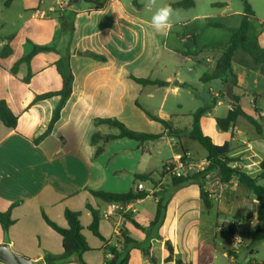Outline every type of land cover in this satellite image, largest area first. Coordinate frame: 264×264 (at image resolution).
I'll list each match as a JSON object with an SVG mask.
<instances>
[{
	"label": "crops",
	"instance_id": "obj_1",
	"mask_svg": "<svg viewBox=\"0 0 264 264\" xmlns=\"http://www.w3.org/2000/svg\"><path fill=\"white\" fill-rule=\"evenodd\" d=\"M29 9L31 16L15 33L2 35L0 32V52L5 45L12 49L8 57H0V100L17 116L15 129L7 128L0 120V211L10 209L14 221L7 233L0 224V245L8 244L13 251L46 264V254L61 255L63 245L61 235L47 224L45 217L67 228L65 212L71 210L80 213L83 234L91 249L81 256H73L67 264H105L113 257L108 251L117 247L121 252L122 230L141 244L128 249V264H176L174 260H166L167 242L173 247V256L184 264H264V259H259L264 242H252L259 223L250 222L257 218L259 201L236 181L221 184L216 172L209 175L205 184V189L212 194L209 206L203 202L199 184L189 183L173 192L159 231L155 233L148 228L157 211V192L170 183V178L157 173L159 168L163 169L167 162L181 155L182 146L203 157L200 164H208L207 152L196 151L194 139H182L179 145L162 124L148 115L170 121L175 128L191 129L192 114L198 109L190 106L206 96L216 99L212 109L201 117L202 132L216 145L230 143L231 157L238 158V166L255 177L264 161V121L262 133L253 128V134L248 127L253 126L244 118L229 132H222L216 119L227 116L235 104V95L241 96L239 104L248 114L252 115L256 106L264 116V66L255 64L239 48L232 60L235 85L234 78L220 73L215 65L222 55L221 49L193 55L196 50L191 51L188 45L179 46L193 40L195 33L191 32L196 26L190 32L177 34V43L170 44L172 26L156 32L151 20L139 16L138 10L128 9L120 0H108L101 10L74 7L77 14L70 47L73 93L51 132L41 139L60 97L35 99L62 89V78L55 65L60 56L54 52L36 55L30 64L33 75L29 83L24 81L29 72L27 64L22 63L16 74L11 70L30 53V42L39 46L57 45L61 20L41 0ZM243 14V9H237L216 22L237 28ZM199 20L194 15L189 22ZM206 20L201 25L210 19ZM255 25L260 26L255 28L259 31V44L264 47V27L258 22ZM9 37L10 40L6 39ZM230 37L223 43H228ZM197 41L196 38L198 46ZM182 52L191 55L185 56ZM194 66H206L211 71L196 75ZM213 73L221 76L206 83L202 81L203 76ZM132 77L160 80L167 85H142ZM244 90L258 97L254 99ZM183 97L187 104L181 101ZM220 111L224 114L220 115ZM186 117L192 122L184 125ZM97 119H117L132 130L161 137L144 144L128 138L109 139L119 134L118 129L105 124L97 126ZM95 133L101 134L99 146L104 149L96 158V147L92 144ZM165 144H170L172 157L162 162ZM136 174L150 176L151 180L144 182L149 195L131 204L137 212L129 217L114 211L115 203L90 193L135 191ZM88 205L101 215L99 232L105 241L89 230L93 217ZM105 213L107 217L103 216ZM237 222L241 227L230 234V224ZM236 236L242 241L233 251ZM0 264L7 263L0 260Z\"/></svg>",
	"mask_w": 264,
	"mask_h": 264
},
{
	"label": "trees",
	"instance_id": "obj_2",
	"mask_svg": "<svg viewBox=\"0 0 264 264\" xmlns=\"http://www.w3.org/2000/svg\"><path fill=\"white\" fill-rule=\"evenodd\" d=\"M85 1L86 3L92 5V8H90L92 10H101L105 7L106 3L108 2V0H85ZM242 1L244 6L243 7L244 14L241 19V23L239 27L232 28L216 21L209 22L210 26L228 29L231 35L229 42L209 44L204 46L203 48H199L193 54V55H198L200 52L209 49H216V48L221 49L222 55L217 63L219 72L223 73L224 75L232 76L234 78L235 85H237V83H236V77L232 71V60L236 51L239 48H242L251 57V59L254 61L255 64L259 66H264V47H262L259 44L258 41L259 31L255 28V22L260 23L262 27H264V22H261L255 17V13L250 3L251 0H242ZM195 5H196V0H181L176 3H172L170 6L173 9H191L194 8ZM214 5L219 7H225L227 4L217 3ZM73 6L79 7V4H73ZM53 11L57 13L59 19L61 20V33H60L59 43L57 45H52V46H39L30 42V44H32V50L30 51V53H28L21 60H19L11 70L13 74H16L19 66L22 63L27 64L29 67V72L27 76L24 78V81L26 83H29L33 75L30 68V64L32 59L36 55L40 53L54 52L60 56V58L56 61L55 65L58 73L62 78V82H63L62 89L57 92H49L46 94L38 95L35 99L36 101H42L52 98L54 96L60 97V102L54 110L48 129L45 132V134L41 137V139L47 136L51 132L53 126L60 119L61 112L73 93V83H74V75L70 64V47L75 33L74 22L77 12H74L72 10L65 12H60L57 10H53ZM192 37L194 42H196V36L194 35ZM6 39L10 40L11 37ZM11 53H12L11 47L9 45H5L2 51L0 52V57L2 58L8 57ZM182 54L185 56L191 55L188 52H182ZM88 55L97 58L99 57L91 53H89ZM220 73L206 74L205 76L202 77V81L206 83L211 80L217 79L218 77L221 76L219 75ZM132 79L135 82L140 83L142 85H148V84L160 85V86L167 85L166 82L160 80L153 81L150 79H139L135 77H132ZM184 86L190 87L186 84H184ZM244 93L245 94L248 93L249 95H252L254 99L258 97L257 94H251L250 92H247L245 90ZM233 98L235 104L233 105L232 109L229 110L227 116L224 118L216 119L218 128L222 132H229L235 126V124L240 118H244L249 122V124L253 126V128L256 130L258 134H261L263 128V125L261 123L262 121H264V116H262L263 111L257 108L256 106H254L253 114L252 115L248 114L239 104L241 96L235 95ZM202 100H203V106L192 114L193 123L191 129L175 128L173 127L170 121L163 120L161 118L152 116L150 114L148 115L151 119L162 124L165 130L167 131V133L169 134V136L179 141L178 143L179 145L182 144L181 143L182 139H187L189 137L197 141L207 151L206 160L208 162L207 168H205L202 171L189 173L188 175L181 177H171L170 183L163 186L160 189V191L157 192V195L159 197L157 203V211L155 214V218L150 222L148 228L150 231H155V233L159 231V229L163 224L166 208L170 198L172 197L173 192L177 188L187 185L189 183L199 184L203 202L206 206H209V202H210L209 196L212 194H210L205 189V184L209 175L216 172L219 177V182L221 184H229L231 181H236L239 187L245 189L249 193H252L259 201V208L257 211V219L259 221V226L257 227V229L253 234L252 242L253 243L264 242V184H261V182L264 181V161L261 162V172L254 177L238 166L237 164L239 161L238 158L231 157L232 148L230 143L227 142L221 146L214 144L211 137L205 135L202 132L200 126V120L202 116H204L212 109L211 104L216 103L217 100L216 99L210 100L209 96L202 98ZM0 120L9 129H15L17 125V116L11 111L7 103L3 100H0ZM95 123L97 126L100 124H105L111 128L118 129L119 134L116 136H109V139L128 138L137 141L139 144H144L147 141L157 140L161 137V135L147 134L144 132L132 130L122 122L118 121L117 119H97ZM101 139L102 136L100 133H95L92 137V144L93 146L96 147L95 155H94L95 158L98 157L104 151L103 147L99 146V142L101 141ZM181 149H182L181 153L187 152V149L184 146H182ZM166 164L163 166V170H162L164 176H165L164 169ZM149 180H151L149 175L136 174L134 183L136 184V186H138V184L144 183ZM90 193L95 198L101 199L105 202L122 203V204L131 201L141 200L149 195V193L145 191H139L137 189L135 191H130L124 194H115L105 191H90ZM87 208L91 211L93 217L92 222L89 226V230L96 237H98L102 241H105V239L99 232L101 215L97 210L93 209L90 205H88ZM127 217L129 216L127 215ZM65 219L67 221L68 226L67 228H62L45 217L47 224L61 235L62 245H63V252L61 255L55 256L52 254H46L45 256L46 264H67L72 260L73 256H81L83 253L90 251L91 249L87 239L83 234V226L80 221V213L71 210H66ZM13 223L14 221L12 219V214L10 209L6 212L0 211V224L5 233L9 231V228ZM135 225L140 228V226H138L136 223ZM238 227H241V224L239 222L231 223L229 226L230 234H234L235 229ZM121 238H122L121 252L117 250V247H114V250L112 252L108 251L107 253L109 255H113V257L111 259H107L105 261V264H128L129 256H130L128 249L130 248V246L137 247L141 245L139 242L132 239L126 230H122ZM166 245H167V250L169 251V256L166 260L167 261L174 260L176 264H184L181 259L175 258L173 256L174 251L172 245L169 242H167ZM81 264L84 263L82 262Z\"/></svg>",
	"mask_w": 264,
	"mask_h": 264
},
{
	"label": "rangeland",
	"instance_id": "obj_3",
	"mask_svg": "<svg viewBox=\"0 0 264 264\" xmlns=\"http://www.w3.org/2000/svg\"><path fill=\"white\" fill-rule=\"evenodd\" d=\"M36 1L37 0H0V32L2 33V35H9L11 33H15L19 29L23 21H25L27 18L31 16L32 11L29 9V7L35 5ZM120 1L128 9L140 11L139 16L151 20L152 15L156 11V7L163 5H171L172 3H176L181 0H157L156 6H149L148 0H120ZM217 3H226L227 7L215 6L214 4ZM250 3L255 11L256 17H258L260 20L264 22V0H251ZM79 6L92 8V5L86 3L85 0H82ZM243 7L244 6L242 0H196V5L194 8L174 9L175 15L172 18V34L170 36L169 43L170 44L172 42L177 43L176 41L177 34H181V35L185 34L186 30L187 32H190L192 31V27L195 26H196V30H193V32L191 33H195L196 38L198 40L197 41L198 46L195 45L196 42H194V40H190L189 44L186 45L179 44L180 47H187L188 45L190 50L194 51V50H198L199 48H203L207 44H211L215 42L223 43L227 41V39L230 37V32L228 31V29L210 26L209 25L210 20H214V21L221 20L220 18L222 16L227 15L228 13H232L237 9H243ZM46 8L50 9L51 5L49 3L48 4L46 3ZM194 15H198L200 17V20L191 24L189 20ZM205 18L207 20L210 19L209 22H207V24L203 23L201 25V23L204 22ZM255 26H257L256 28L260 27L258 25ZM228 27H230V25ZM217 63L218 60H216L215 65H217ZM194 69L196 75H199L201 73H208L211 71L206 66L200 68L198 66H194ZM184 99L185 98L183 97L181 101L187 104V102L184 101ZM202 106H203V101L197 100L195 106H193L192 104L190 107L191 109H199ZM219 114L223 115L224 113L220 111ZM190 122H192V119L190 117H186V119H184L182 123L185 125V123H190ZM214 127H216L215 124ZM248 127L250 128V130H253L252 132L254 134L255 130L253 129V127L251 126ZM174 143L175 142L173 141L172 144ZM193 146L194 149H196V151H198L199 153L207 152L197 141L193 143ZM186 149H188V152L191 153V159L194 162L201 163L200 161L203 160V157L198 156L196 153H194V151H192L189 148ZM162 150H163V154L160 158L162 162H165L170 157H172L170 144L168 145L165 144ZM196 156L197 159L195 158ZM159 169L157 173H162L163 169L162 168ZM143 184H147V183H143ZM261 184H264V182H261ZM24 257L28 258L27 256ZM259 259H264V251L260 253Z\"/></svg>",
	"mask_w": 264,
	"mask_h": 264
},
{
	"label": "built area",
	"instance_id": "obj_4",
	"mask_svg": "<svg viewBox=\"0 0 264 264\" xmlns=\"http://www.w3.org/2000/svg\"><path fill=\"white\" fill-rule=\"evenodd\" d=\"M41 3H49L51 5V10H57L60 12H65V11H74V6L73 4H75L73 2V0H41ZM207 165V163H196L191 159V153L190 152H186V153H182L181 155H179L178 157L170 160L169 162H167L165 169H164V173L165 176L168 178L171 177H181V176H186L189 173H193V172H198V171H202L205 168H207V166L205 167L204 165ZM137 190L139 191H145V187L143 183L138 184L137 186ZM134 201L122 204V203H115V205L113 206L114 211H118L121 215H130V214H135L137 212V209L134 208L131 204ZM104 217H107L108 214L105 213L103 214ZM253 221H256L257 223H259L258 219H252L250 222L252 223ZM121 235V234H120ZM119 235V236H120ZM241 238L236 236L234 238V243L232 246V250L235 251L237 250V248L239 247V245L241 244Z\"/></svg>",
	"mask_w": 264,
	"mask_h": 264
},
{
	"label": "clouds",
	"instance_id": "obj_5",
	"mask_svg": "<svg viewBox=\"0 0 264 264\" xmlns=\"http://www.w3.org/2000/svg\"><path fill=\"white\" fill-rule=\"evenodd\" d=\"M157 0H148L149 6H156ZM175 15V10L170 5L156 7V11L151 17V26L156 32H162L165 29H170L172 26V18Z\"/></svg>",
	"mask_w": 264,
	"mask_h": 264
},
{
	"label": "water",
	"instance_id": "obj_6",
	"mask_svg": "<svg viewBox=\"0 0 264 264\" xmlns=\"http://www.w3.org/2000/svg\"><path fill=\"white\" fill-rule=\"evenodd\" d=\"M81 0H73L75 4H79ZM0 260L7 264H39L35 261L24 257L13 251L8 244L0 245Z\"/></svg>",
	"mask_w": 264,
	"mask_h": 264
}]
</instances>
